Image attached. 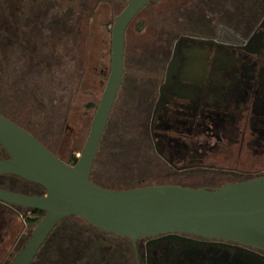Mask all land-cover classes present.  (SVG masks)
<instances>
[{"label": "flooded vegetation", "instance_id": "af4514ba", "mask_svg": "<svg viewBox=\"0 0 264 264\" xmlns=\"http://www.w3.org/2000/svg\"><path fill=\"white\" fill-rule=\"evenodd\" d=\"M42 3H48L44 11ZM56 3L0 0L3 80L35 82L43 68L66 64L62 45L66 40L69 51L74 11L57 10ZM181 6L166 11L158 24L154 13L138 20L144 27L137 33L153 26L152 39L140 45L139 54L127 55L125 46V72L91 173L98 185L111 188L92 177L97 159L103 161L98 173L112 165L131 178L157 179L125 188L176 184L215 190L264 176V0H187ZM92 68L93 83L83 71L80 79L104 94L111 64ZM52 71L58 88L64 72L60 77ZM39 89L32 86L34 107L49 105L55 112L65 105L60 92L46 99ZM7 105L0 102V113L48 147L38 134L40 124L20 122ZM104 144L114 147L115 155H102ZM48 148L66 162L71 156L64 159L58 143ZM8 158L0 145V159ZM0 190L46 194L40 184L11 173H0ZM44 215L0 199V264H12ZM75 217L58 222L30 264H264L263 249L231 240L183 233L133 239L80 217L78 224ZM78 227L86 231L76 235Z\"/></svg>", "mask_w": 264, "mask_h": 264}, {"label": "water", "instance_id": "95a60500", "mask_svg": "<svg viewBox=\"0 0 264 264\" xmlns=\"http://www.w3.org/2000/svg\"><path fill=\"white\" fill-rule=\"evenodd\" d=\"M150 0H128L112 28L111 72L78 161L71 165L32 133L0 113V173L40 184L44 195L0 190V199L45 212L12 264H30L59 221L78 216L94 226L133 239L183 233L226 239L264 250V176L215 190L176 184L108 188L91 173L125 72L126 32Z\"/></svg>", "mask_w": 264, "mask_h": 264}, {"label": "rangeland", "instance_id": "374dc122", "mask_svg": "<svg viewBox=\"0 0 264 264\" xmlns=\"http://www.w3.org/2000/svg\"><path fill=\"white\" fill-rule=\"evenodd\" d=\"M125 1L128 0H57V10L70 11L72 9L74 11L72 28L70 29L71 34H69L72 37L69 51L67 50L66 40L62 45L65 49L64 53L68 52V56L65 53L66 64L61 67L59 65L56 69L43 68L41 76L37 77L35 82H30L28 79L19 81L13 78L7 81V79L3 80V75H0V102L7 101L8 110L6 111L20 122L26 123L28 120H34L38 125L40 124V131L38 132L40 137L52 149H55L58 143V152L61 153L60 155L64 159H68L71 154L79 157L88 139L103 91L95 92L92 85L88 87L84 82V77L89 75L93 83L92 78H95V76L92 67L97 64L100 68L103 63L110 66L112 28L117 16L125 8ZM186 1L151 0L149 7L138 15L127 30V55L139 54L142 51L140 45L152 39V24L147 25L141 33H137L139 31L137 22L140 18L152 16V13H154L153 23H161L163 14L166 11L177 10ZM46 4L48 3H42L43 11L46 9ZM3 56V49H0V62L3 60ZM2 69L3 66L0 65V70ZM51 71L53 75L57 74L60 77L64 72L63 76L65 77L62 80L59 78L58 88H56L57 84L54 77L50 76ZM82 71L84 77L80 79ZM0 74L3 73L0 72ZM32 86H39V91L45 93L46 99L48 94L56 97L60 92L63 97L65 96V105L55 112L51 111L49 105L46 108L34 107L31 102L35 103V101L29 99L32 96ZM64 87L65 89H63ZM24 90H26V94L22 93ZM109 146L107 144L103 145L102 155L107 153L115 155V148ZM109 160L113 161L114 159L109 158ZM102 162L97 159L92 177L100 183L110 185L111 188L143 185L157 180L149 177L131 178L129 171H122L112 165L107 166L106 170H102V173H98L96 170ZM208 163H212V161L210 160ZM150 171H153V169L151 168ZM28 216L34 217L33 214ZM75 219L78 220V224H81L78 217H75ZM78 228L83 232H76V235H82L86 231L83 227Z\"/></svg>", "mask_w": 264, "mask_h": 264}, {"label": "trees", "instance_id": "16d2710c", "mask_svg": "<svg viewBox=\"0 0 264 264\" xmlns=\"http://www.w3.org/2000/svg\"><path fill=\"white\" fill-rule=\"evenodd\" d=\"M143 27H144V24H140V25H138V29H139V30L143 29ZM111 50H112V49H111ZM78 158H79V157H77L76 155L71 154V156H70V158L67 160V162H68L69 164H71V165H75V164L77 163V161H78Z\"/></svg>", "mask_w": 264, "mask_h": 264}]
</instances>
